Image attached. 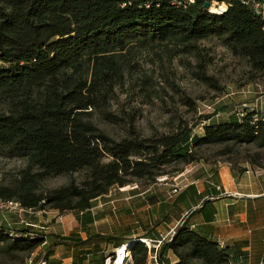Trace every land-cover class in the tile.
<instances>
[{
    "label": "trees",
    "instance_id": "16d2710c",
    "mask_svg": "<svg viewBox=\"0 0 264 264\" xmlns=\"http://www.w3.org/2000/svg\"><path fill=\"white\" fill-rule=\"evenodd\" d=\"M206 1L211 3L0 0V149L26 159L28 165L13 188L0 186V198L15 199L26 209L78 212L86 234L79 244L99 245L90 237V211L111 188L135 179L154 180L156 170L171 161L194 163L196 148L202 146L231 142L264 148V117L258 112L204 125L201 135L184 127L158 138L118 142L84 118L88 109L104 103L105 82L113 75L121 79L117 55L133 45L168 42L189 53L212 38L234 58L243 59L252 73L264 77L262 15L250 0H216L227 7L221 14L205 10ZM255 115L258 121L253 123ZM231 150L226 148L222 155ZM77 171L83 172L80 184L72 181L44 195L37 193L43 178ZM7 231L0 228L1 244L10 237ZM39 240L21 238L8 247L30 251L43 244ZM126 248L130 264L150 263L153 252L157 264H170L168 252L175 257L174 264H229L226 249L196 234L185 222L156 250L146 249L140 240ZM105 259L101 257V264Z\"/></svg>",
    "mask_w": 264,
    "mask_h": 264
},
{
    "label": "rangeland",
    "instance_id": "374dc122",
    "mask_svg": "<svg viewBox=\"0 0 264 264\" xmlns=\"http://www.w3.org/2000/svg\"><path fill=\"white\" fill-rule=\"evenodd\" d=\"M221 5L225 9L214 14H220L227 7L211 0L210 7L219 8ZM197 47L196 51L185 53L181 46L168 42L131 46L117 55L121 79H114L113 75L112 80L105 82V89H102L104 103L95 110L88 109L84 118L118 142L123 138H158L184 127L193 135H200L204 125L236 118L242 105L253 108L256 102L264 104V77L252 73L243 59L234 58L212 38L199 42ZM200 75L208 80L202 81ZM232 145L227 142L196 148L197 161L194 163L171 161L156 170L158 176L154 180H132L124 187L111 188L106 196L94 201L90 212L96 218V225L91 227L90 237L93 242L100 243V255L106 257L104 264H130L131 255L125 251L127 245L136 240L144 243L146 249L156 250L161 242L169 239L172 230L166 235L162 217L165 212L160 214V209L155 206L175 205L179 201L182 171L194 172L201 164L225 162L232 167L241 164L264 167V148H258L254 143ZM226 148L232 149L231 152L222 155ZM27 167L26 159L0 149V186L13 188L19 172ZM33 172H36L35 168ZM83 180L81 171L50 175L43 178L37 193L44 195L68 186L72 181L80 184ZM123 208L129 209L124 211ZM73 214L44 208V213L37 216L24 215L21 219L11 216L8 225L4 224L10 237L0 243V264H46V253L52 248L54 257L50 261L66 257L68 251L62 246L64 237L60 235H68L75 228L76 221L55 224L54 219L59 215ZM36 218L41 219L39 227L29 228L19 223L22 220L33 224ZM42 226L48 228L40 229ZM27 229L31 230L25 239L37 238L43 244L30 251L9 248L15 240L24 239L22 235ZM49 236H52V242L45 243L44 239ZM57 244H60L59 249L55 246ZM120 254L124 255L123 260ZM154 255L153 252L150 263L147 261L146 264H155Z\"/></svg>",
    "mask_w": 264,
    "mask_h": 264
},
{
    "label": "crops",
    "instance_id": "0c3cea01",
    "mask_svg": "<svg viewBox=\"0 0 264 264\" xmlns=\"http://www.w3.org/2000/svg\"><path fill=\"white\" fill-rule=\"evenodd\" d=\"M256 104L260 117H264V104L261 101ZM182 176L183 186L177 197L179 201L175 205L155 206L160 209V214L165 212L162 217L165 219L163 225L166 235L169 230L174 233L185 222L196 234L226 249L229 253V264H264V167H254L253 164L232 167L227 162L218 165L201 164L194 172L182 171ZM123 209L127 211L129 208ZM175 210H179V213ZM91 215L93 222L88 226L90 232L91 227L96 225V218L92 213ZM57 217L54 219L55 224L76 221V225L68 235H60L64 237L61 244L66 247L67 256L50 261V258L54 257L52 248L46 253L45 263L101 264L100 244H79L78 239H86L80 214L75 212L72 216ZM32 222L34 226L39 227L41 219L36 218ZM45 228L48 226L40 227L44 230ZM51 237H46L45 243H48ZM55 246L60 248V244ZM166 258L170 264L176 263L171 252H168Z\"/></svg>",
    "mask_w": 264,
    "mask_h": 264
},
{
    "label": "built area",
    "instance_id": "2783aa9c",
    "mask_svg": "<svg viewBox=\"0 0 264 264\" xmlns=\"http://www.w3.org/2000/svg\"><path fill=\"white\" fill-rule=\"evenodd\" d=\"M191 1V0H190ZM250 4V6H253V8L255 9V11L259 14L262 15V17L264 18V2L262 0H250L248 2ZM246 111L251 112V113H257V105L255 104L253 108H249L247 105H242L239 112L237 118H242L246 113ZM256 121H258L257 116L255 115L253 118V123H255ZM175 192H177L176 190H174ZM44 210H39V209H26L24 208L21 203L17 200H6V199H2L0 198V228L2 226H4V224L8 225V219L12 216H16L19 219H21L22 216H29V215H33V216H37L40 214H43ZM19 223L23 224V226L26 227H35L32 223H27L24 222L22 220H19ZM171 234H174L173 231H171ZM1 243V242H0ZM158 247V246H157ZM157 249V248H156ZM155 255L153 256V260L154 263H156L155 261Z\"/></svg>",
    "mask_w": 264,
    "mask_h": 264
},
{
    "label": "bare ground",
    "instance_id": "6f19581e",
    "mask_svg": "<svg viewBox=\"0 0 264 264\" xmlns=\"http://www.w3.org/2000/svg\"><path fill=\"white\" fill-rule=\"evenodd\" d=\"M210 9V11L209 12H211V13H216V12H220L221 10H223V9H225V7H224V5H221V6H219V8L218 7H209ZM132 243H130V244H128V245H131ZM127 245V246H128ZM125 249V246H124V248L122 249V250H124ZM125 252H127V250L125 251ZM120 259L121 260H123L124 259V255L123 254H120ZM115 264H121V263H115Z\"/></svg>",
    "mask_w": 264,
    "mask_h": 264
},
{
    "label": "water",
    "instance_id": "95a60500",
    "mask_svg": "<svg viewBox=\"0 0 264 264\" xmlns=\"http://www.w3.org/2000/svg\"><path fill=\"white\" fill-rule=\"evenodd\" d=\"M210 5H211V3H209V2L206 1V2L203 4V8H204L205 10H206V9L209 10V9H210V8H209ZM222 12H223V11H222ZM220 14H221V13H220Z\"/></svg>",
    "mask_w": 264,
    "mask_h": 264
}]
</instances>
